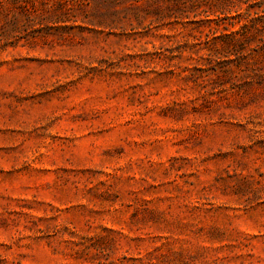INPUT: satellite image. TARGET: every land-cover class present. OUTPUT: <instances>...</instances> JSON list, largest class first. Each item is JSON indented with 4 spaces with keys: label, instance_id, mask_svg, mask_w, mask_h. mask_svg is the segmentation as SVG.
I'll use <instances>...</instances> for the list:
<instances>
[{
    "label": "rangeland",
    "instance_id": "1",
    "mask_svg": "<svg viewBox=\"0 0 264 264\" xmlns=\"http://www.w3.org/2000/svg\"><path fill=\"white\" fill-rule=\"evenodd\" d=\"M0 264H264V0L1 3Z\"/></svg>",
    "mask_w": 264,
    "mask_h": 264
},
{
    "label": "trees",
    "instance_id": "2",
    "mask_svg": "<svg viewBox=\"0 0 264 264\" xmlns=\"http://www.w3.org/2000/svg\"><path fill=\"white\" fill-rule=\"evenodd\" d=\"M6 1L13 2L14 4L15 3H24V4L27 3L28 4V2L31 1V0H0V4L3 3V2H6ZM233 42L236 43V40H233ZM233 42L227 41L226 43H224V46H222V48L227 47L228 45L230 47Z\"/></svg>",
    "mask_w": 264,
    "mask_h": 264
}]
</instances>
